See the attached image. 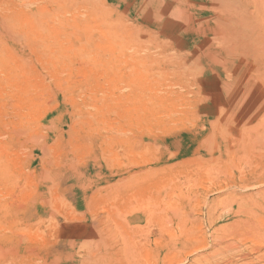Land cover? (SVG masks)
<instances>
[{
  "label": "rangeland",
  "instance_id": "obj_1",
  "mask_svg": "<svg viewBox=\"0 0 264 264\" xmlns=\"http://www.w3.org/2000/svg\"><path fill=\"white\" fill-rule=\"evenodd\" d=\"M263 85L264 0H0V264L209 254L264 206Z\"/></svg>",
  "mask_w": 264,
  "mask_h": 264
},
{
  "label": "bare ground",
  "instance_id": "obj_2",
  "mask_svg": "<svg viewBox=\"0 0 264 264\" xmlns=\"http://www.w3.org/2000/svg\"><path fill=\"white\" fill-rule=\"evenodd\" d=\"M150 1V0H149ZM223 1V0H222ZM226 1V0H225ZM239 1V0H237ZM247 1V0H246ZM228 2V1H227ZM234 2V1H231ZM257 2V1H256ZM242 3V2H241ZM247 3V2H246ZM252 3V2H251ZM255 3V2H254ZM150 4V3H149ZM148 4V5H149ZM245 4V3H244ZM226 5V4H225ZM239 5V4H238ZM253 5V4H252ZM160 6V5H159ZM228 6V4H227ZM244 6V5H243ZM242 6V8H243ZM249 7V5L247 4ZM226 7V6H225ZM233 7V6H232ZM241 7V6H240ZM246 6H244L245 8ZM157 8V7H156ZM228 8V7H227ZM237 8V5H236ZM160 9V8H159ZM173 11V10H172ZM229 11V10H228ZM243 11V10H242ZM156 12V11H155ZM159 12V11H158ZM181 12V11H179ZM240 12V11H239ZM245 12V10H244ZM248 12V11H247ZM162 13V12H161ZM164 13V12H163ZM183 13V12H181ZM240 14V13H239ZM152 15V14H151ZM182 15V14H181ZM180 15V16H181ZM175 16V15H174ZM189 16V14L187 15ZM159 18V16H158ZM188 18V17H187ZM258 18V17H257ZM262 18V17H261ZM197 19V18H196ZM247 18H245L246 20ZM259 19V18H258ZM190 20V18H189ZM195 20V19H194ZM217 20V19H216ZM244 20V21H245ZM250 20V18H249ZM201 21V20H200ZM242 21V20H241ZM257 21V19H256ZM260 21V20H259ZM235 22V21H234ZM232 23V25L234 24ZM247 22V20H246ZM185 23H187L185 21ZM241 23V22H240ZM258 23V21L256 22ZM198 24V23H197ZM230 24V23H229ZM243 24H245L243 22ZM236 25V24H235ZM238 25V23H237ZM241 25V24H240ZM247 25V23L245 24ZM257 25V24H256ZM261 25V24H260ZM171 26V25H170ZM174 26V25H173ZM243 26V25H241ZM240 26V27H241ZM258 26V25H257ZM168 27V26H167ZM250 27V25L248 26ZM253 27V26H252ZM242 28V27H241ZM40 29V28H39ZM248 29V28H247ZM41 30V29H40ZM150 31V30H149ZM166 31V30H165ZM199 31V30H198ZM244 32V31H243ZM248 32V31H247ZM240 33V32H239ZM257 33V32H256ZM165 34V33H164ZM172 34V33H170ZM246 34V33H244ZM174 35V34H172ZM191 35V34H190ZM171 36V35H169ZM202 36V35H201ZM245 36V35H244ZM247 37H245L246 40ZM137 39V38H136ZM244 39V37H243ZM258 39V38H257ZM144 40V39H143ZM244 40V41H245ZM253 40V37H252ZM243 41V42H244ZM157 45V44H156ZM212 45V44H211ZM207 47V46H206ZM243 47V46H242ZM249 48V47H248ZM243 49V48H242ZM252 49V48H251ZM243 51L247 53L246 49ZM250 53V52H249ZM215 54V53H214ZM254 57V56H253ZM256 58V57H255ZM197 59V57H196ZM264 86V85H263ZM244 93V91H243ZM248 93V91H247ZM250 94V93H249ZM248 94V95H249ZM254 94V92H253ZM252 94V95H253ZM247 95V94H246ZM256 95V93H255ZM254 96V95H253ZM243 97V96H242ZM246 97V96H245ZM258 97V96H257ZM241 100V99H240ZM244 100V99H243ZM255 100V98H253ZM250 101V100H249ZM256 101V100H255ZM241 102V101H240ZM239 102V104H240ZM253 105V102H251ZM255 103V102H254ZM256 104V103H255ZM241 105V104H240ZM251 105V106H252ZM243 106V103H242ZM250 106V107H251ZM253 107V106H252ZM251 107V108H252ZM250 108V109H251ZM248 109V108H247ZM249 111V110H248ZM244 112V111H243ZM251 116V115H250ZM248 116V118L250 117ZM2 169V168H1ZM1 172V171H0ZM74 189V188H73ZM90 204V203H89ZM93 205V204H92ZM90 206V205H89ZM216 208V207H215ZM214 206H209L206 211V217L208 221L214 219L212 216L215 213ZM175 212V211H174ZM180 215L178 221L181 223L187 222V216L185 215L184 208L178 210ZM204 214V213H203ZM160 214L158 212L153 213L152 217L155 220ZM219 215V214H218ZM218 218V217H217ZM221 218V217H220ZM95 219V218H94ZM151 219V218H150ZM146 219L145 221H149ZM93 221V220H92ZM213 221V220H212ZM139 222V221H138ZM135 224V230L133 231L132 245L134 248L135 264H164L167 259V253L165 248H161L159 251L155 250L151 246L152 235L144 227L139 228V223ZM163 222V220H160ZM158 222V223H160ZM157 224L156 222H154ZM216 223V222H215ZM93 224V222H92ZM211 225V224H210ZM92 226V225H91ZM163 224L159 225V229L164 230ZM169 230V229H168ZM214 230L215 243L211 246L207 242L198 244L194 247L193 252L203 251L206 248H211L209 254L199 255L196 259H193L194 264H264V206H248L233 208L225 217L224 221L219 223ZM92 230H90L91 232ZM98 237V236H97ZM166 238V237H165ZM85 239V238H84ZM87 239V238H86ZM178 239V238H177ZM180 239V238H179ZM92 240V239H91ZM85 241V240H84ZM99 241V239L97 240ZM177 242L184 241L182 239L176 240ZM89 242V241H88ZM88 242L87 243L88 245ZM174 244V241L171 242ZM190 243V242H189ZM189 243H186L187 246ZM85 244V246H87ZM191 245V243H190ZM81 246H84L81 245ZM209 250V249H207ZM197 251V252H198ZM207 252V251H206ZM209 252V251H208ZM133 253V252H132ZM158 254V255H157ZM97 258V257H96ZM134 260V259H133ZM93 261V260H92ZM90 262V261H89ZM95 263V262H94ZM192 263V264H193ZM191 264V263H190Z\"/></svg>",
  "mask_w": 264,
  "mask_h": 264
}]
</instances>
